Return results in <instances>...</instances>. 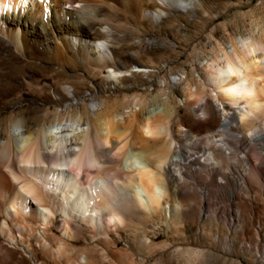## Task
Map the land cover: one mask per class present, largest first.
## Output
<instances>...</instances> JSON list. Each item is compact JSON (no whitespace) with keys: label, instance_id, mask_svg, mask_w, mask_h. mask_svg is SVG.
Returning a JSON list of instances; mask_svg holds the SVG:
<instances>
[{"label":"bare ground","instance_id":"bare-ground-1","mask_svg":"<svg viewBox=\"0 0 264 264\" xmlns=\"http://www.w3.org/2000/svg\"><path fill=\"white\" fill-rule=\"evenodd\" d=\"M201 1L0 0V104L8 107H0V264H91V255L77 249V243L117 246L124 232L130 235L131 247L139 248L143 259L149 258L156 242L139 236L130 228L131 222L183 220L198 204L188 197L201 181L239 200L237 220L242 222L241 230L248 232L242 201L249 204L250 200L236 188L249 192L247 173L261 178L264 167L252 166L246 151L242 158L249 168L241 169L230 137L233 124L242 126L264 112L261 33L258 37L253 29L250 36L235 39L230 49H220L207 61L212 62L207 77L222 100L217 108L210 109L206 102L195 109L201 111L197 122L203 124L180 131L184 144L170 129L161 132L164 127L154 122L152 114L138 122L137 135L130 138L127 113L117 112L103 96L119 88L115 80L130 91V76L135 72L150 75L146 68L122 71L128 62L141 63L137 52H120L114 46L119 30L105 17L108 13L124 10L131 19L160 27L178 14L193 19ZM6 56L56 65L85 62L99 72L108 70L104 78L93 80L90 95L78 93L71 85L58 87L54 102L68 101L67 106L63 112L57 109L48 124L39 122L46 119L44 113H50L40 100L18 93L26 88L42 92L39 82L32 74L14 77L4 63ZM12 97L16 102L10 107L6 101ZM87 97H91L89 105ZM160 132L166 133L164 143L150 147L151 136ZM194 132L208 134L200 139ZM257 141L264 142L263 132L251 136L250 144ZM243 143L245 149L249 142L245 147ZM208 188L201 192L204 208L211 205L208 196L216 193ZM206 216L213 223L218 219L216 210L207 211ZM262 250L259 264H264V246Z\"/></svg>","mask_w":264,"mask_h":264},{"label":"rangeland","instance_id":"rangeland-1","mask_svg":"<svg viewBox=\"0 0 264 264\" xmlns=\"http://www.w3.org/2000/svg\"><path fill=\"white\" fill-rule=\"evenodd\" d=\"M201 2L203 5L193 19L190 20L184 14H178L160 27L154 26L145 19L136 18L135 21L124 10H120L118 14L108 13L105 16L119 30L117 37L113 40L114 46L120 52H137L141 63L136 65L128 62L122 71H126L125 74H127L139 68L150 69L148 76L143 72H135L133 76H130L128 81L132 88L130 91H125L123 85L115 80L119 88H113L112 91L103 94L108 98L109 104L116 107L117 112L127 113L125 114L127 123L128 119L130 123H128L129 130L126 135L129 134L130 138L136 137L138 122L144 116L152 114L154 122L160 123L161 128L164 127L165 130L161 129V132L164 133L166 129H170L174 135L180 136L177 138L178 143L184 144L186 140L180 131L194 129L203 124L197 122V118H201L202 113L195 112V109L206 102L210 105V109L217 108L222 100L213 91L214 88L207 77L208 64L212 63L207 61L220 49H230L235 39L250 36V31L253 29L258 37L260 35L264 37V0H202ZM5 58L8 62L4 63L14 77L25 78L28 74H32L39 82L42 92L26 88L18 93L19 96L24 95L25 99L37 97L40 100L42 107L50 113L48 115L42 113L43 116L42 114L41 116L46 119H41L39 122L48 124L53 121L56 111L63 112L67 106L68 101H62L60 105L54 102L57 97L54 93L58 87L63 84L71 85L78 93L90 95L93 80L104 78L108 70L105 68L99 72L85 62L56 65L49 62H20L13 60L10 56ZM35 63L42 64L37 67ZM90 99L91 97L85 99V102L88 100V105ZM262 99L264 101V97ZM6 102L11 107L16 99L12 97ZM0 107L8 108L4 104H0ZM222 115L221 112L220 120ZM254 118L243 123L242 126L239 122L232 127V133L234 132L235 136L239 133L238 137L244 138L239 139L233 134L232 138L230 137L235 148L236 161L238 160L241 169L249 168L243 159L246 151H248L246 159L249 158L252 166L259 164L258 166L264 167V142L257 141L253 142L254 145L250 144L251 136L259 132L264 133V112ZM218 129L221 128L218 127ZM161 132L156 134L157 136H151L154 139L150 141L151 146L149 142L150 147H157L164 143L166 133L161 134ZM243 133L245 135H240ZM195 134L196 137L199 135L197 138L204 139L208 133L194 132ZM236 140L238 143L240 140L241 145L240 143L237 145ZM242 143L244 147L248 143L254 148L247 144V147L243 149ZM236 145L239 148H236ZM248 147L251 148L250 151V148L247 150ZM128 153L129 151L125 152V157ZM247 176L250 178L249 192L236 188L238 194L250 200L249 204L244 203L245 200L242 201L247 233L241 230L242 222L237 220L236 210L240 205L239 200L230 196L229 192L201 181L195 191L191 190L188 197L199 205H195L191 214L184 216L183 220L170 223L163 219L143 224L138 220L131 222L130 228L137 230L139 236L147 235L155 240L157 246L150 249L152 255L149 258L143 259L140 255L141 250L131 247L130 235L127 232L119 237L117 246H112L108 242L95 247V245H86L83 240L77 243L76 247L91 255V264H184L183 262L185 264H259L258 260L262 256L264 246V174L261 175L263 180L254 173H247ZM206 188L216 192L208 196L211 203L208 208L200 205L201 192ZM212 210H216L218 215V221L214 223L210 222L206 216L207 211ZM257 242L260 244L258 245ZM106 246L112 248L110 253Z\"/></svg>","mask_w":264,"mask_h":264}]
</instances>
